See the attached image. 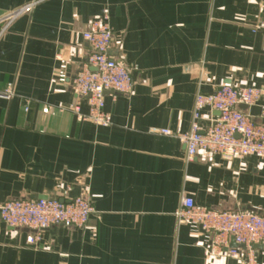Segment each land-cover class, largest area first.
Here are the masks:
<instances>
[{"label":"crops","instance_id":"1","mask_svg":"<svg viewBox=\"0 0 264 264\" xmlns=\"http://www.w3.org/2000/svg\"><path fill=\"white\" fill-rule=\"evenodd\" d=\"M31 3L0 30V94L11 91L0 96V204L79 196L93 214L83 229L54 226L33 245L32 231L0 222V264H244L231 238L238 256L212 252L213 235L175 212L185 196L264 216V158L188 161L179 136L197 94L223 84L264 89V0H0V16ZM102 15L109 55L133 82L129 94L104 95L106 127L69 110L78 101L70 80L90 52L82 33ZM79 107L88 113L86 100ZM263 107L264 97L242 111L264 126ZM202 114V128L218 116ZM254 260L264 264V245Z\"/></svg>","mask_w":264,"mask_h":264},{"label":"built area","instance_id":"2","mask_svg":"<svg viewBox=\"0 0 264 264\" xmlns=\"http://www.w3.org/2000/svg\"><path fill=\"white\" fill-rule=\"evenodd\" d=\"M35 3L26 4L0 16V30L6 28L21 16L28 15ZM257 28H264L260 24ZM89 47V54L80 69L70 80V87L78 101L69 110L79 121H88L100 127L111 124L110 116L104 111V93L129 94L133 87L131 70L110 55L112 34L105 15L91 20L82 33ZM67 64L60 61L56 81H67ZM11 95L6 90L0 96ZM264 97V89L223 84L213 93L197 94L192 111L189 131L179 136L186 149V160L196 155L219 156L224 160L241 159L246 156L264 158V126L255 124L240 106L251 107ZM80 100H86L88 113L80 112ZM217 112L218 116L208 119L209 125L202 128V111ZM49 109L43 110L44 114ZM261 118L264 119V107ZM160 134L166 135V131ZM93 209L83 197H75L67 202L57 199L12 200L0 204V222L17 228L28 229L34 234L27 238L33 245L39 234L51 227L83 229ZM175 216L180 223L198 226L201 231L212 234V252L226 249L230 258L238 256V249H229L227 238L244 251V264H255V246L264 245V216L248 211L217 212L197 207L189 197H182Z\"/></svg>","mask_w":264,"mask_h":264},{"label":"water","instance_id":"3","mask_svg":"<svg viewBox=\"0 0 264 264\" xmlns=\"http://www.w3.org/2000/svg\"><path fill=\"white\" fill-rule=\"evenodd\" d=\"M105 94H106V93H104V95H105ZM244 108H245V106H240V107H239L240 110H243ZM41 199H42V198H39L38 200H41ZM44 199H45V198H44ZM261 247H262V246H255L254 249H255V250H256V249H261Z\"/></svg>","mask_w":264,"mask_h":264}]
</instances>
